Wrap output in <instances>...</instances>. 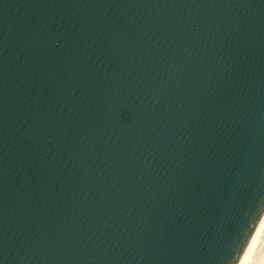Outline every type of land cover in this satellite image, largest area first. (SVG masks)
<instances>
[{
  "label": "water",
  "instance_id": "95a60500",
  "mask_svg": "<svg viewBox=\"0 0 264 264\" xmlns=\"http://www.w3.org/2000/svg\"><path fill=\"white\" fill-rule=\"evenodd\" d=\"M264 211V0H0V264H237Z\"/></svg>",
  "mask_w": 264,
  "mask_h": 264
},
{
  "label": "clouds",
  "instance_id": "9594fccd",
  "mask_svg": "<svg viewBox=\"0 0 264 264\" xmlns=\"http://www.w3.org/2000/svg\"><path fill=\"white\" fill-rule=\"evenodd\" d=\"M258 246L259 249H264V219H261L239 264H264V251H259ZM254 249L257 250V254L253 253Z\"/></svg>",
  "mask_w": 264,
  "mask_h": 264
},
{
  "label": "bare ground",
  "instance_id": "6f19581e",
  "mask_svg": "<svg viewBox=\"0 0 264 264\" xmlns=\"http://www.w3.org/2000/svg\"><path fill=\"white\" fill-rule=\"evenodd\" d=\"M261 219H264V211H263L262 215L260 216V219H259L258 223L256 224V226H255V228H254V230H253V232H252V234H251V236H250V238H249L247 244L245 245V247H244V249H243V252H242V254H241V256H240V258H239L237 264H239V261L241 260V258H242V256H243L244 252L248 249L249 242L251 241L252 236H253L254 233L256 232V229H257V227H258V225H259ZM258 250H259V251H264V249H259V246H258ZM253 253H254V254H257V250L254 249V250H253Z\"/></svg>",
  "mask_w": 264,
  "mask_h": 264
}]
</instances>
